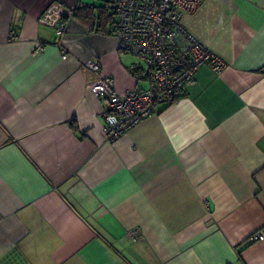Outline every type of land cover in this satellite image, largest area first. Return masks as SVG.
Listing matches in <instances>:
<instances>
[{"label":"crops","instance_id":"1","mask_svg":"<svg viewBox=\"0 0 264 264\" xmlns=\"http://www.w3.org/2000/svg\"><path fill=\"white\" fill-rule=\"evenodd\" d=\"M101 1L0 0V264H264V0L184 15L225 67L112 143L84 63L147 84Z\"/></svg>","mask_w":264,"mask_h":264},{"label":"built area","instance_id":"2","mask_svg":"<svg viewBox=\"0 0 264 264\" xmlns=\"http://www.w3.org/2000/svg\"><path fill=\"white\" fill-rule=\"evenodd\" d=\"M201 4V0H109L114 14L111 35L119 41L121 51L139 62L141 74L134 76V81H144L147 87L119 90L113 78L101 73L99 60L84 63L98 74L97 81L91 84L92 92L108 101L109 110L101 129L105 142H114L141 120L155 115L158 105L171 104L182 97L195 85V75L201 67L207 66L214 73L225 67L221 58L183 23V16L195 15ZM69 19L68 13L51 14L55 44L65 43L69 36ZM62 54L65 56V51ZM261 240L264 229L252 236V241Z\"/></svg>","mask_w":264,"mask_h":264},{"label":"trees","instance_id":"3","mask_svg":"<svg viewBox=\"0 0 264 264\" xmlns=\"http://www.w3.org/2000/svg\"><path fill=\"white\" fill-rule=\"evenodd\" d=\"M108 2H109V0H106V4H105V6H106V8H102L101 10H102V12H103V10L105 11V9H107V11L108 12H110V14H109V16L111 17V16H114V14L111 12V10L109 9V6H108ZM84 9H92V8H94V6H92L91 5V8H88V7H83ZM107 13V12H106ZM111 24H112V22L109 24V26H110V29H111ZM109 34H111V31L109 32ZM134 58V57H133Z\"/></svg>","mask_w":264,"mask_h":264},{"label":"rangeland","instance_id":"4","mask_svg":"<svg viewBox=\"0 0 264 264\" xmlns=\"http://www.w3.org/2000/svg\"><path fill=\"white\" fill-rule=\"evenodd\" d=\"M89 2V4H92L93 6H95V8H99L102 6V1L101 0H86Z\"/></svg>","mask_w":264,"mask_h":264}]
</instances>
